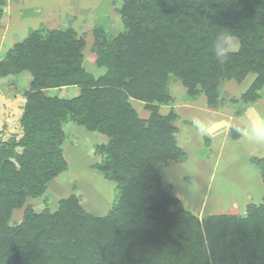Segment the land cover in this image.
<instances>
[{"label":"trees","instance_id":"obj_1","mask_svg":"<svg viewBox=\"0 0 264 264\" xmlns=\"http://www.w3.org/2000/svg\"><path fill=\"white\" fill-rule=\"evenodd\" d=\"M119 14L121 33L94 30L92 62L104 70L98 77L82 67L83 41L71 29L31 31L0 59V78L30 75L23 135L0 143V264H264V202L230 226L233 238L213 230L212 241L206 228V239L198 232L194 240L171 227L182 211L161 190L155 169L183 157L174 114L158 113L172 102L170 82H180L190 98L203 94L217 109L222 79L253 74L243 99L255 100L264 86V0H125ZM221 32L238 46L223 62L211 51ZM70 87L78 89L75 96L45 93ZM133 102L144 104L147 119ZM66 123L106 138L94 147L101 156L95 169L116 185L112 209L93 218L72 200H61L52 213L26 206L11 227L12 212L66 170ZM255 164L264 185V159Z\"/></svg>","mask_w":264,"mask_h":264},{"label":"rangeland","instance_id":"obj_2","mask_svg":"<svg viewBox=\"0 0 264 264\" xmlns=\"http://www.w3.org/2000/svg\"><path fill=\"white\" fill-rule=\"evenodd\" d=\"M124 1L0 0V59L31 31L71 29L83 41L82 67L98 77L104 70L92 62L94 30L101 29L111 36L121 33L119 10ZM229 44L230 52L238 49L235 39H229ZM254 79L253 74H247L242 80L222 79L217 109L207 105L203 94L190 98L180 82L172 81L169 83L172 102L158 109L162 116L174 114V137L183 153L182 158L156 165L160 188L178 201L182 211L171 227L179 226L194 240H199L198 232L206 239V228L212 241L213 230L224 229L233 238L230 226L246 216L248 207H258L264 202V185L255 164L264 159V144L250 143L235 131L249 120L264 117V86L255 100L243 99ZM29 80L28 73L0 78V143L18 141L23 135L20 117L25 103L23 91ZM77 92L76 87H70L45 93L71 97ZM133 107L139 118H148L149 111L144 104L133 102ZM194 119L208 124L210 133L200 135L193 127ZM63 132L61 148L66 170L48 181L37 197L27 198L22 208L12 212L11 227L21 223L26 206L35 213H52L61 200H72L93 218H102L112 209L116 185L95 169L101 156L94 154V147L105 143L106 138L72 123L64 124ZM15 151L22 150L15 148ZM167 209L179 210L169 205ZM205 251L207 255L211 253L209 249Z\"/></svg>","mask_w":264,"mask_h":264},{"label":"clouds","instance_id":"obj_3","mask_svg":"<svg viewBox=\"0 0 264 264\" xmlns=\"http://www.w3.org/2000/svg\"><path fill=\"white\" fill-rule=\"evenodd\" d=\"M229 37V33L221 32L215 36L211 43L212 53L221 62L226 59L227 53L231 51ZM192 124L200 135L203 136L210 133V126L205 122L199 119H194ZM235 131L250 143L264 144V117L249 120L243 126L237 127Z\"/></svg>","mask_w":264,"mask_h":264}]
</instances>
